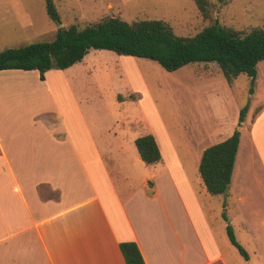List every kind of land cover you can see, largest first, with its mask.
<instances>
[{"label":"crops","instance_id":"obj_1","mask_svg":"<svg viewBox=\"0 0 264 264\" xmlns=\"http://www.w3.org/2000/svg\"><path fill=\"white\" fill-rule=\"evenodd\" d=\"M0 23L1 28L19 29L20 15L10 0H0ZM83 60L46 72L44 81L36 70L0 71V264H125L119 251L124 242L137 245L145 264H226L186 164L163 128L121 135L100 127L98 116L90 126L95 113L88 106V81L71 77ZM207 66L199 70L212 79L217 73ZM127 96H118L120 111L132 100ZM261 109L251 122L241 123L225 196L235 181L253 174L255 159L264 171ZM230 129L218 141L228 139ZM147 134L161 155L148 166L134 144ZM187 146L186 159L198 183L207 146ZM238 199L246 247L253 246L255 258L264 264V221L252 211L255 220L249 221L246 199ZM245 260L252 261L248 255Z\"/></svg>","mask_w":264,"mask_h":264},{"label":"rangeland","instance_id":"obj_2","mask_svg":"<svg viewBox=\"0 0 264 264\" xmlns=\"http://www.w3.org/2000/svg\"><path fill=\"white\" fill-rule=\"evenodd\" d=\"M52 1L60 16V25L49 20L43 0H10L12 8L20 15V24L18 31H13L11 26H0V52L52 42L59 28L75 25L82 29L104 17L120 18L127 23L162 21L179 37H193L214 22L241 33L253 29L264 31V0H223V3L210 0L214 5L210 20L201 17L192 0ZM94 57L98 60L90 63ZM206 65H210L207 67L211 72L217 73L212 79L199 70ZM77 69L78 73L71 77L88 81V106L95 113L89 119L90 126L98 116L100 127L121 135L125 130L141 133L162 127L183 164H186L193 191L202 204L206 222L226 264H247L227 237L229 223L236 242L251 257L250 264H261L255 258L253 246L246 247L248 234L242 229L240 214L243 208L238 199L239 195L245 197V206L250 210L249 221L255 220L252 212L258 214L257 220L264 221V171L261 162L255 159L253 174L250 171L243 181H235L227 196H211L200 178V182L195 183L194 166L186 159V149L189 143L207 148L218 144V140L225 138L218 135H223L230 127L231 134L239 132L241 110L246 109L243 122L252 120L261 107V111L264 110V61L257 65L256 84H252L247 76L240 75L231 88L214 63H191L169 73L147 59L92 50ZM123 95H131L134 99L120 111L117 101L118 96ZM138 121H143L144 127H140ZM262 124L264 127V117ZM212 131L216 136L211 139L208 133Z\"/></svg>","mask_w":264,"mask_h":264},{"label":"trees","instance_id":"obj_3","mask_svg":"<svg viewBox=\"0 0 264 264\" xmlns=\"http://www.w3.org/2000/svg\"><path fill=\"white\" fill-rule=\"evenodd\" d=\"M192 1L203 19H212L214 5L210 0ZM216 1L223 3V0ZM43 2L49 20L60 25V16L53 1ZM91 50L147 59L169 73L191 63H214L229 85L240 75L247 76L253 84L257 77V65L264 61V31L253 29L241 33L214 22L193 37H179L162 21L127 23L120 18L104 17L82 29L75 25L59 28L52 42L34 43L0 52V71L36 70L39 79L44 81L46 72L68 69L80 63ZM130 98L134 99L132 96ZM245 113L246 109L241 110L239 125ZM239 137L240 133L235 131L228 139L206 148L202 153L198 173L211 196L223 195L229 189ZM134 144L139 159L145 165L160 161L161 155L153 136L139 137ZM226 231L231 245L247 259L231 227H227ZM119 251L125 264H145L134 242L120 243Z\"/></svg>","mask_w":264,"mask_h":264}]
</instances>
